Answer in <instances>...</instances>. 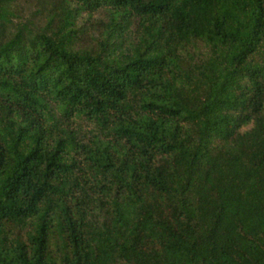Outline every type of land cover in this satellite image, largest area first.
I'll return each instance as SVG.
<instances>
[{
  "label": "trees",
  "instance_id": "1",
  "mask_svg": "<svg viewBox=\"0 0 264 264\" xmlns=\"http://www.w3.org/2000/svg\"><path fill=\"white\" fill-rule=\"evenodd\" d=\"M0 264H264V0H0Z\"/></svg>",
  "mask_w": 264,
  "mask_h": 264
},
{
  "label": "rangeland",
  "instance_id": "2",
  "mask_svg": "<svg viewBox=\"0 0 264 264\" xmlns=\"http://www.w3.org/2000/svg\"><path fill=\"white\" fill-rule=\"evenodd\" d=\"M17 7H18V11L20 12V15H22L23 17H29V15L31 14L32 6L29 3L27 2L19 3ZM99 18H100L99 15L94 16V19H99ZM83 126L85 127L84 124Z\"/></svg>",
  "mask_w": 264,
  "mask_h": 264
}]
</instances>
